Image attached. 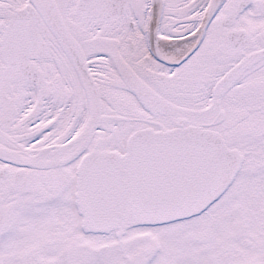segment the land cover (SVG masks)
I'll return each mask as SVG.
<instances>
[{
	"label": "snow or ice",
	"instance_id": "obj_1",
	"mask_svg": "<svg viewBox=\"0 0 264 264\" xmlns=\"http://www.w3.org/2000/svg\"><path fill=\"white\" fill-rule=\"evenodd\" d=\"M0 264H264V0H0Z\"/></svg>",
	"mask_w": 264,
	"mask_h": 264
}]
</instances>
